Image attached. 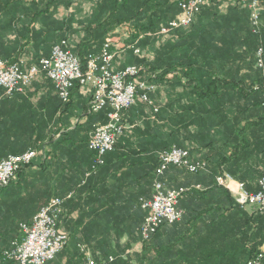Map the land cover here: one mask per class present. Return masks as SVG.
Here are the masks:
<instances>
[{
  "label": "crops",
  "instance_id": "1",
  "mask_svg": "<svg viewBox=\"0 0 264 264\" xmlns=\"http://www.w3.org/2000/svg\"><path fill=\"white\" fill-rule=\"evenodd\" d=\"M218 1L219 12L226 16L217 21L209 2L204 7L207 10L195 17L191 30L195 34L216 30L221 49L212 71L203 68L201 72L205 77L209 74L225 79L220 90L229 89L236 96L244 85L258 82L257 72L250 70L243 59L240 25L244 21L250 24V11L239 0ZM98 2L15 0L4 4L0 0V58L21 59L23 70L29 69L50 56L53 45L61 38L72 35L71 42L78 39L68 32L67 18L71 17L69 26L76 28L85 15L97 9ZM126 31L124 26L113 35L115 70L135 65L131 50L119 51L120 45L131 43L126 41ZM261 31L264 41V12ZM195 87L190 85V92ZM158 91L159 96L152 95L153 100L161 104L174 100L163 89ZM91 98L87 88H79L70 103L64 105L54 84L43 74L11 99L0 87V162L29 149L38 152L18 179L0 190V256L14 238L22 237L19 225L31 223L39 209L54 197L66 199L58 228L69 240L64 250L46 264H82L87 257L98 263L113 259L110 264H245L257 253L264 239V216L254 206H238L229 189H216L211 195L199 197L189 195L183 202V219L163 225L147 243H142L140 227L147 215L143 204L152 197L159 154L171 143L170 132L177 118L172 120L167 115L154 119L151 108L138 101L123 113L126 130L115 151L105 156L106 163L97 174L86 179L94 160L88 140L98 125L96 115L84 114ZM192 104L203 110L190 111V143L186 144L190 145L191 160H200L210 151L217 165L235 153L230 165L239 171L237 175L249 189H257L259 179L254 172L258 165H264V116L254 112L249 117L246 137L251 143L243 149L242 129L249 123L238 110L243 100L219 99L200 104L191 95ZM210 107L222 110L205 113L204 109ZM215 124L217 127L210 130ZM164 181L168 189H176L184 185L187 175L170 168ZM236 184L233 182L230 188L236 190ZM196 186L204 192L212 184Z\"/></svg>",
  "mask_w": 264,
  "mask_h": 264
},
{
  "label": "built area",
  "instance_id": "2",
  "mask_svg": "<svg viewBox=\"0 0 264 264\" xmlns=\"http://www.w3.org/2000/svg\"><path fill=\"white\" fill-rule=\"evenodd\" d=\"M210 1H183L180 3L181 12L178 17L162 27L157 36L166 40L172 32L188 28L194 22L196 15ZM239 1L250 11L252 32L258 34L264 12L262 0ZM129 28L127 25L126 39L130 35ZM115 42L114 36L108 37L99 53L89 56L86 71H83L79 58L69 49L67 40L56 44L49 58L42 59L39 64L27 70L22 68L23 61L10 63L0 58V87L10 99L24 92L36 77L45 74L46 78L54 84L59 98L64 103L69 101L76 83H79L92 93L90 113L99 112L106 107L111 108L107 123L96 126L90 133L88 148L95 153V159L87 176L95 174L105 164V156L115 150L117 140L126 130L123 113L138 101L151 105L150 95L157 90L155 84L143 78L147 73L142 66L129 65L120 70L114 69L116 53L112 48ZM138 42L120 45L119 51L131 50L135 56L145 58L148 54L142 50ZM256 55V66L264 75V49L262 47L258 49ZM37 155L36 150L29 149L22 154L9 155L3 159L0 162V190L8 187L16 179L19 169L30 164ZM172 166L185 169L190 173L207 170L206 162H193L190 153L182 148L173 146L160 153V163L155 170L152 197L143 204L147 216L140 227L142 243H147L163 225L176 224L183 218L184 211L179 210L178 205L186 188L168 189L162 180L165 172ZM216 182L233 192L238 206L242 208L254 206L264 212V177L260 180L259 190L255 193H250L243 183L235 181L225 172L216 178ZM233 182L237 183L236 190L230 188ZM196 188L200 189L199 186ZM65 201L64 198H53L36 214L31 223H22L20 225L22 237L14 240L12 249L5 252V258L12 264H46L54 260L64 250L69 240V236L58 228ZM112 261L113 259H110L109 262L98 263L94 258L87 257L82 264H110ZM246 264H264V244Z\"/></svg>",
  "mask_w": 264,
  "mask_h": 264
},
{
  "label": "trees",
  "instance_id": "3",
  "mask_svg": "<svg viewBox=\"0 0 264 264\" xmlns=\"http://www.w3.org/2000/svg\"><path fill=\"white\" fill-rule=\"evenodd\" d=\"M14 1L15 0H1V2L4 4H10ZM183 1L186 0H99L97 9L94 12L85 15L77 23L76 28L71 27V25L69 26L71 17L69 16L67 18L68 32L70 34L77 35L78 39L71 42L70 38L72 37V35L71 37L65 36L61 39L68 41L69 49L79 58L83 71H86L89 56L94 53H99L108 37L113 36L118 29H122V27L129 25L130 35L126 39V41H139L138 45L142 48V50H144L148 54V56H146L145 58H139L133 54V56H130L131 59H133L132 63L145 68L147 75H144L143 78L157 86L156 92L150 95L152 104L145 105L151 108V115L154 116V119L156 118L157 120H159L167 115L169 118L171 117L172 120H174V118H177V122L173 123L174 128L170 132L171 143L168 144V146L164 147L162 151L169 150L173 146H176L178 148L187 150L190 153V145L186 144L188 141L190 143V111L192 110L191 108H194L195 111L198 112H201L203 110L202 107L195 106V104L190 105L191 95L200 104H202V101L217 102L219 99H228L231 101L234 99H241L243 100L244 105L238 110H240L241 114H243V118H245L247 122H249V117L253 115L254 112H257L259 116H264V75L262 74V71L256 66V54L258 49H260L261 47L264 49V41L263 31L260 30L258 34H254L252 32L251 23L248 24V26L246 25V21L241 23L240 31L243 33L242 43L245 47L243 59L244 61H248V67L250 68V70H255L257 72L258 82L255 85H244L243 87H241V89L237 91L236 96H234L229 89L220 90V85L222 82L224 83L225 79L213 78L212 75L208 74L206 75L207 79L204 80V78L206 77L201 72L203 68L212 71L213 63L215 62V57L221 49L220 43L222 41L215 29H207L206 32H200L195 34L191 30V28L194 26V20L191 26L172 32V35L166 40H163L162 38L157 36L158 32L162 27L167 26L171 21H174L178 17L181 12L180 3H182ZM262 2L264 4V0H262ZM210 3L211 4L209 6V9L212 8L215 11L217 21L219 18H223L226 16L225 13H220L218 10V4H220L221 2H219L218 0H212ZM205 8H203L199 14L205 12V10H207ZM238 8L240 7H236V9ZM241 9L245 10L246 8ZM229 10H231V8H228V11ZM247 20L249 23L248 13ZM55 45H53V47ZM150 54H152L151 57ZM49 57L50 56L46 58ZM20 61L22 60L19 59L9 62L15 63ZM40 61H36L35 64H39ZM190 85H196V87L191 92ZM204 85L206 89L203 88ZM79 88L86 89L85 87H82L79 83H76V86L73 89L71 97L67 103H64L59 98V96L58 98L64 105H67L70 103L75 90H78ZM159 88L163 89L164 92H166L168 95L170 94L174 100H171L172 102H166L162 104L161 102H158L155 99L153 100L152 95L158 94L156 97L159 96L161 91H158ZM89 108L90 104L88 109L84 113L85 116L96 115L98 125L102 123H107L108 115L111 112L110 107H106L103 110L95 113H90ZM155 109H157V112H155ZM204 110L205 113H217L219 112V110L222 109H219L218 107H210L209 109ZM222 112L223 115L228 116L227 113H224V111ZM214 126L217 127V124L212 125L210 127V130H212V127ZM248 126H250V122L247 123V125L244 126L242 129L243 136L241 138L240 144L243 146V149H245V147L251 143V141L246 137V132L249 130ZM253 126L258 127L254 124V122ZM258 142L260 146L261 141L258 140ZM93 154L95 159V153L93 152ZM212 154L213 153L209 151L202 159L195 160L206 162V171H200L194 174L182 168L173 166L170 167L181 170L187 175V181L184 183V185L176 188H186L185 193H183L179 201V210L183 209V202L189 195H197V197L206 194L211 195V193L214 192L213 190L216 189L227 191V188L220 186L216 182V178L223 172H227L235 181L243 183L250 193H255L259 190V182L264 177V165H258V170L254 172V174L257 175V179H259L258 188L255 190H251L247 187L245 183L246 181H244L239 175H237V172L239 171L233 169V164L230 165L231 161L235 159V153H232L224 160L219 161L217 165H214L215 162H213V159L211 158ZM33 161L30 164L24 165L19 169L16 179H18V176L22 169L31 165ZM93 162L86 174V179L91 177V175H95L98 173L97 171L95 174L87 176L92 169ZM168 170L165 172V174L168 172ZM240 173H245V171H241ZM190 177L195 178H191L190 180ZM162 180L164 181V176L162 177ZM205 180H207L206 183ZM197 184H200L202 186L205 185L206 187H209V185L212 184V187H209L204 192H199L198 188H196ZM201 188L202 187H200V189ZM50 201L43 205L39 209V211ZM64 206L65 203L63 205V211ZM258 212L260 213V215L264 216V212L260 210H258ZM20 225L19 231L21 235L22 233ZM20 237L21 236L14 238L10 242L9 247L1 252L0 259L2 264H12L5 258L4 254L6 251L12 249V243L14 242V240L19 239ZM263 244L264 239L261 241L260 245L262 246ZM253 257H251L250 259H252Z\"/></svg>",
  "mask_w": 264,
  "mask_h": 264
},
{
  "label": "bare ground",
  "instance_id": "4",
  "mask_svg": "<svg viewBox=\"0 0 264 264\" xmlns=\"http://www.w3.org/2000/svg\"><path fill=\"white\" fill-rule=\"evenodd\" d=\"M194 174H196V173H194Z\"/></svg>",
  "mask_w": 264,
  "mask_h": 264
}]
</instances>
